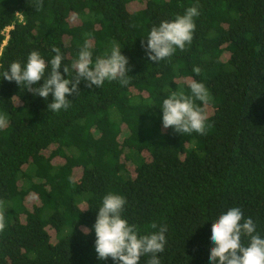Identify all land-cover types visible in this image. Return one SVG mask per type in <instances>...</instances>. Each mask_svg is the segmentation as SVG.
Here are the masks:
<instances>
[{"label": "trees", "instance_id": "16d2710c", "mask_svg": "<svg viewBox=\"0 0 264 264\" xmlns=\"http://www.w3.org/2000/svg\"><path fill=\"white\" fill-rule=\"evenodd\" d=\"M42 2L36 11L34 0H0V264H115L98 258L93 228L109 192L126 198L122 217L140 234L153 222L167 226L161 264H211L212 220L230 207L264 238V0ZM196 3L192 43L150 61L141 41L151 28ZM85 39L93 60L121 48L127 86L81 80L70 107L53 112L51 94L45 100L3 79L33 50L49 62L53 46L67 78L63 65ZM192 79L210 94L201 104L211 125L205 135L162 125L163 99L187 93Z\"/></svg>", "mask_w": 264, "mask_h": 264}, {"label": "clouds", "instance_id": "9594fccd", "mask_svg": "<svg viewBox=\"0 0 264 264\" xmlns=\"http://www.w3.org/2000/svg\"><path fill=\"white\" fill-rule=\"evenodd\" d=\"M33 6L36 11H40L43 8L42 0H34ZM199 7V3H196L188 7L183 15L178 14L173 20L161 21L158 26L151 28L146 45L141 41L150 61L158 64L171 58L177 49L186 50V45H190L194 37V18L200 15ZM85 35L91 36L90 33ZM51 51L55 55L49 62L45 61L39 51L33 50L26 64L22 66L19 61H14L3 72V79L15 81L19 86L24 85L34 95L47 100L51 94L53 100L47 105L50 111L67 110L72 103L67 97L79 94L81 80L89 88L93 85L101 88L106 80L118 81L121 86H127L132 78L127 74L130 71L128 58L121 54L118 45L114 44L110 52L93 60L90 40L85 39L77 57L70 65H63V73L67 74V78L60 72L64 61L61 49L53 46ZM193 71L199 75L200 69L196 67ZM40 81H43L42 85ZM187 88V93L183 90L172 91L163 99V128H172L181 135H205L211 125L207 123L209 117L201 104L209 102V91L204 83L195 79L187 83ZM6 123L5 116L0 115V129ZM126 203L123 195L113 192L103 197L93 225L98 258L106 260L110 257L115 264H140L141 257L150 254L147 264H161L157 254L165 249L167 226L153 222L150 225L153 231L140 234L137 225L130 224L122 217ZM212 221L210 241L214 246L210 249L211 264H264V238L257 233L253 219L244 217L241 208L230 207ZM5 226V214L0 210V231ZM82 231L88 234L91 229L85 226ZM242 237L247 238V244L242 241Z\"/></svg>", "mask_w": 264, "mask_h": 264}, {"label": "rangeland", "instance_id": "374dc122", "mask_svg": "<svg viewBox=\"0 0 264 264\" xmlns=\"http://www.w3.org/2000/svg\"><path fill=\"white\" fill-rule=\"evenodd\" d=\"M139 5H140V3L136 2V6H139Z\"/></svg>", "mask_w": 264, "mask_h": 264}]
</instances>
